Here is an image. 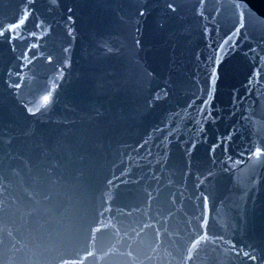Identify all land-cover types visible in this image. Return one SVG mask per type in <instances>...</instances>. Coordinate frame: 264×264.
Returning <instances> with one entry per match:
<instances>
[{
	"label": "water",
	"instance_id": "95a60500",
	"mask_svg": "<svg viewBox=\"0 0 264 264\" xmlns=\"http://www.w3.org/2000/svg\"><path fill=\"white\" fill-rule=\"evenodd\" d=\"M261 20L0 0V264H264Z\"/></svg>",
	"mask_w": 264,
	"mask_h": 264
},
{
	"label": "snow or ice",
	"instance_id": "6c2138e0",
	"mask_svg": "<svg viewBox=\"0 0 264 264\" xmlns=\"http://www.w3.org/2000/svg\"><path fill=\"white\" fill-rule=\"evenodd\" d=\"M260 22L264 23V20H261ZM49 99H50V97L46 96V97L44 98L45 103H47Z\"/></svg>",
	"mask_w": 264,
	"mask_h": 264
}]
</instances>
